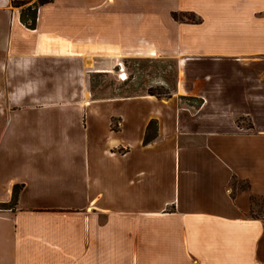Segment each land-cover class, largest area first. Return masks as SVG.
I'll use <instances>...</instances> for the list:
<instances>
[{"label":"crops","instance_id":"obj_1","mask_svg":"<svg viewBox=\"0 0 264 264\" xmlns=\"http://www.w3.org/2000/svg\"><path fill=\"white\" fill-rule=\"evenodd\" d=\"M139 58L175 60L169 96H93ZM16 185L0 264H264V0H52L34 28L0 0Z\"/></svg>","mask_w":264,"mask_h":264},{"label":"rangeland","instance_id":"obj_2","mask_svg":"<svg viewBox=\"0 0 264 264\" xmlns=\"http://www.w3.org/2000/svg\"><path fill=\"white\" fill-rule=\"evenodd\" d=\"M28 1L29 2L22 6L24 11L35 5L38 0ZM19 8L21 11V7ZM178 15L183 20H198L197 17L191 13H181ZM120 69L121 75L119 78L114 74L109 76L98 74L93 77L94 97L114 96L116 91L124 95L152 92L157 96L167 97L174 89L176 80V62L174 59H126L124 63L120 64ZM122 80H124V87L117 89V85H120ZM192 102L196 103L195 101ZM240 184L242 185V183ZM254 202L264 211V201H262V199L255 198ZM5 207L6 208H2V206H0V209L14 207V204L11 202Z\"/></svg>","mask_w":264,"mask_h":264},{"label":"trees","instance_id":"obj_3","mask_svg":"<svg viewBox=\"0 0 264 264\" xmlns=\"http://www.w3.org/2000/svg\"><path fill=\"white\" fill-rule=\"evenodd\" d=\"M12 5L15 7H21V19L22 21L30 28H34L36 26V18H37V7L39 5H43L46 3L51 2L52 0H38L37 3L35 5H33L32 7H30L28 10H23V5H25L27 2H29L28 0H10ZM181 16V15H180ZM174 17L176 19H182L181 17H179L178 14L174 13ZM190 19V18H189ZM150 94H155L152 92H149ZM156 95V94H155ZM239 122V120H238ZM20 185H16V187L14 188V197L12 199L11 202H13V204H15L16 202V195L18 190L20 189ZM255 197H252V201L254 200ZM11 202H0V206H2V208H6L5 206L9 205V203Z\"/></svg>","mask_w":264,"mask_h":264}]
</instances>
